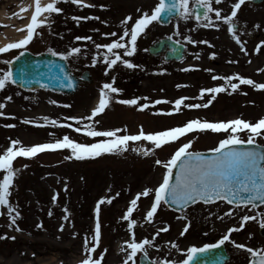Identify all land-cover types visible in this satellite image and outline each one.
I'll return each instance as SVG.
<instances>
[{"label":"rangeland","instance_id":"374dc122","mask_svg":"<svg viewBox=\"0 0 264 264\" xmlns=\"http://www.w3.org/2000/svg\"><path fill=\"white\" fill-rule=\"evenodd\" d=\"M91 1L96 6L92 9H80L77 15L75 11L79 9L70 7L73 4L65 8V15H54L51 29L45 27L39 30L41 35L36 36L27 49L39 53L48 52L51 48L56 52L66 53L73 47L81 48V53L69 58L67 62L76 74L88 70L92 83L81 85L79 91L71 96L39 90L23 91L8 84L0 91V103L6 104L2 110L3 116H0V154L10 146L12 140H19L22 146L30 147L54 142L62 139L64 135L86 144L103 139L84 136L82 132L77 133L72 128L34 126L44 124L43 117L55 119L59 124H72L73 128H83L84 123L95 124L96 130L101 131L127 128V133L121 134L133 135L138 134L141 126L146 133H150L183 126L195 119L208 122L243 119L255 123L264 118V91H257L247 85H241L231 95L227 92L217 94L208 108H185L182 105L180 112L173 115L159 114L172 112L174 102L180 98L186 97L185 104L188 105L206 103L210 96L206 94L200 99L202 89L226 86L223 80L214 81L213 75H240L256 83H264V72L260 71L264 69V48L259 53L255 51L257 45L264 43V0L260 4L246 0L245 5L238 11L236 34L244 44L247 55L228 32V26L216 21L214 13L210 15L218 28L203 27L202 21L198 22L192 16H179L168 25L154 22L138 38L136 54L127 58L139 65L138 68L127 69L118 64L108 70V75L104 74L106 66L102 61L92 66V59L98 54L93 43L77 41L76 37L91 36L98 44L110 43L115 37H105L103 34L121 33V21L126 16L138 18V9L151 13L159 0ZM23 2L24 0H0V8L12 3L6 7V12H12ZM234 2L235 0H224L222 5L213 4V7L222 9V15H230L231 4ZM196 3V0H189V10ZM12 15L17 22L22 21L18 12ZM73 16H93L99 17V20H82L77 25L72 19ZM0 27L3 28L2 24ZM95 29L99 31H94ZM169 37L185 46V55L181 62H166L162 56L153 57L147 53V48L153 42ZM189 37L194 44L187 43ZM202 41H207V44L201 43ZM18 51L11 50L0 54V75L7 71L8 66L2 61L11 60ZM196 54H199V59ZM212 54H215V59L210 58ZM185 68L190 70L183 71ZM113 77L114 87L121 90L120 94H113L109 107L94 121L83 120L98 105L103 84L111 83ZM228 91H231L230 86ZM8 96L12 97L10 102L6 99ZM144 97L148 99L145 100ZM119 99H137L140 105L148 104L149 107L139 111L137 106L116 103ZM156 100L170 103L156 105ZM52 101L56 103L53 104ZM66 117L80 118L82 123L76 125L74 120H66ZM25 119L33 123H22ZM9 124L15 127H7ZM223 138L224 133L193 132L171 146L157 149L155 155L147 157L131 150L133 147H152L144 141L130 142L127 152L104 154L82 161L74 158L66 160L65 157L70 155L67 149L40 153L33 158L18 157L13 162V167L19 171L10 189L9 202L14 209L13 215L19 212V218L16 225L10 226L7 209L0 207V236L7 237L0 239V264H81L87 255H92L93 259L103 256L101 264H123L130 250L122 249L126 248L131 234L122 217L130 206V201L138 193L145 188L155 189L161 182L165 170L156 165L155 160L170 158L176 148L188 140L193 141L190 151L199 152L212 150ZM241 138L246 140V134L241 133ZM256 143L264 145V140L257 138ZM3 174L0 172V179ZM53 196L58 197L55 202ZM101 199H111L112 203L101 205V238L96 252L87 253L85 242L89 248L93 247L95 209ZM151 202V197H141L138 208L133 213V218L137 221V227L133 230L136 241L152 239L157 229L167 226L169 231L156 236L153 247L148 250V257L150 261L168 260L176 261L177 264L186 258L184 253L188 248L218 243L228 229L240 226L243 215L264 212V205L252 210H234V207L223 201L196 204L180 213L171 212L164 206L158 210L153 222L148 224L144 217L150 210ZM228 211H233L231 217L224 215ZM185 215L186 220L177 218ZM65 216L68 217L67 220ZM186 225H189L188 231L181 236ZM17 227L20 231L15 230ZM259 230L258 217L255 221H248L241 231L232 233V242H225L223 245L230 256L226 264H248L251 259L250 254L243 249H237L235 243L254 250L264 249V236L260 235ZM171 243L178 244L180 251L172 249ZM141 254L138 253L134 258L136 264H139Z\"/></svg>","mask_w":264,"mask_h":264},{"label":"snow or ice","instance_id":"6c2138e0","mask_svg":"<svg viewBox=\"0 0 264 264\" xmlns=\"http://www.w3.org/2000/svg\"><path fill=\"white\" fill-rule=\"evenodd\" d=\"M72 3L78 8H92L95 7L93 4L85 3L84 0H34V5L31 8L32 15L30 23L26 28L20 29L19 31L26 32V35L17 42L9 43L5 47H0V54L8 53L11 50H21L19 54L14 57V60H4V64L11 66L15 61H19L21 57L25 55L27 46L33 42L36 36H40L39 30L47 27L51 29L54 23V15L62 13V9L59 7L61 3ZM198 9H203V14L196 15L198 22L202 21L203 27H213L218 25L212 19L210 14L215 15L216 21H221L227 25L228 32L232 35L236 44L240 46L242 52L247 55V51L244 44L241 42L237 33L236 18L238 11L246 0H235L231 4L230 15H222V9L213 7L215 5H222L224 0H196ZM197 9V11H198ZM28 11L29 9H24ZM179 13L183 18H190L192 12L189 10V0H169L166 5L165 0H159V3L155 6L154 10L149 12H140L138 18L133 19L131 15L126 16L121 21V33L111 32L103 34L105 37H115L112 42L107 44L96 43L91 36L87 37H76L77 41L85 40L91 41L97 50V55L92 59V66H95L98 62L106 66L105 75H108V70H111L118 64L122 65L127 69H136L139 65L131 62L130 57H133L137 52V41L145 31L154 22L160 21L162 14L172 15L173 11ZM72 19L76 21L77 25L84 20H99V17H79L73 16ZM106 23V22H105ZM94 31H99L95 29ZM171 39V37H169ZM187 43L194 44L195 42L189 37ZM206 43L207 41H202ZM213 47L212 45H208ZM261 48H264V43L256 46L255 51L259 53ZM103 49V52L100 50ZM82 49L79 47H73L66 53H59L49 48L48 52L52 56H59L63 61L69 60L71 57L78 56ZM196 58L199 59V54H196ZM211 59H215V54H212ZM251 61H249L250 63ZM229 63H235V61H229ZM190 69L185 68L183 71H189ZM195 70V69H192ZM61 71L63 69L61 68ZM211 71V70H208ZM264 72V69H260ZM67 81L68 87H73L72 81L69 76L65 75L63 78ZM214 81L223 80L226 86L211 87L202 89L200 91V99H203L206 94L210 96V99L206 103H196L193 105L185 104V98L177 99L174 102L172 112L159 113L163 115H173L180 112L181 106L185 108H208L211 103L216 99L217 94L237 92L241 85L251 86L257 91H264V83H256L252 79L244 78L240 75H233L228 77H222L219 75H213ZM238 81V83H233ZM13 79V73L11 68L3 71L0 75V91L4 90L8 84L15 83ZM115 77L112 78L111 83H104L100 93L98 105L92 110L91 115L82 118L85 121H94L95 118L109 107L113 99V94L119 95L121 90L114 87ZM63 87V81H61ZM230 86L231 91H228ZM42 87H44L42 85ZM180 87V86H178ZM246 95V93H245ZM7 101H11L12 97H6ZM143 99H148L144 97ZM55 104V101H52ZM116 103L127 106H137L139 111H144L149 107L148 104L140 105L137 99H119ZM162 103H170L169 101L156 100L155 104L159 105ZM6 107L5 103H0V116H3V109ZM64 107H70V105H64ZM14 119V117H13ZM44 124H35L36 127H46L51 125L53 127L61 128H72L73 131L81 133L84 136L91 138H103L94 143H79L72 140L68 135H64L62 139L55 140L54 142L41 143L30 147H24L21 145L19 140H12L9 147L0 154V172L4 173L2 179H0V207L7 209V214L10 218V226L16 225V221L19 218V212L13 215L14 209L9 202L11 195L10 189L12 188L13 180L18 173V169L13 167V162L18 157L33 158L40 153L58 151V150H69L70 155L66 156L65 159H75L78 161L86 159H95L104 154H114L116 152H127L129 150V144L135 142H148L151 148H139L133 147L131 150L137 152L145 157L155 155L157 149H163L165 146H171L178 142L182 137H186L189 133L193 132H206L211 131L213 133H224L225 138L221 139L218 145L213 148V156L206 157L200 152L190 151L193 145L192 140H188L187 143H183L176 148L174 153L165 160L157 158L155 164L160 168L164 169L161 182L158 187L145 188L143 191L138 193L135 198L130 201V206L124 213L122 219L127 222L128 231L131 234V239L126 242V248L122 250H130L123 264H136L135 257L138 253H142L145 258L148 257V250L153 247L156 236H159L161 232L169 231L167 226L157 229L156 234L152 239L145 238L140 242L136 241L134 229L137 227V221L133 218L134 211L138 208V201L141 197H151L152 202L150 210L146 212L144 217L145 222L151 224L154 217L158 213V210L164 206H175L177 209L186 210L189 206H193L198 203L203 204H214L219 201H223L229 205L234 206L235 209L249 210L256 209L259 204H264V145L256 143L257 138L264 140V118L259 119L257 122H248L243 119H233L230 121L221 122H208L200 121L198 119L190 120L183 126L172 127L161 131L146 133L141 126L138 134H121L127 133V128H117L114 130L101 131L96 130L95 124L84 123L83 128L75 127L72 124L64 123L59 124L55 119H49L48 117L42 118ZM66 120L71 119L75 121L76 125H81L82 119L80 118H65ZM24 124H32L30 120H23ZM98 123V121H97ZM12 128L15 125H7ZM241 133L246 134L247 139L241 138ZM244 145L254 146L252 148H244ZM174 169L176 170L174 172ZM116 195H119L117 193ZM57 196H53V201L57 200ZM108 203L111 204L112 200L108 199L105 201L101 199L96 205V223L95 231L93 236V247L89 248L87 242H85V250L87 253H95L96 246L101 238V224H100V211L101 205ZM67 212V209H65ZM2 214V213H0ZM51 215V213H49ZM225 216L231 217L233 211H228L224 214ZM259 217V226L264 228V212L258 213V215H243L239 227H232L228 229L227 233L216 244H207L203 247H190L187 252L184 253L185 259L179 262V264H195L198 257L204 253H208L216 248L221 247L225 242H232L230 240L232 233L241 231L244 225L248 221H255ZM178 219H187V216L177 217ZM223 219V217H219ZM68 217L65 216V220ZM42 227V225H38ZM189 225H186L181 236L188 231ZM15 230L20 231L17 227ZM61 231L63 226H61ZM7 237L0 236V239H6ZM15 239V237H12ZM234 243V242H233ZM237 249H243L250 254L251 264H264V249L254 250L251 247L235 243ZM171 248L180 251L178 244L171 243ZM159 250V249H157ZM100 259H93L92 255H87L81 264H101ZM150 264H177L176 261L168 260H153Z\"/></svg>","mask_w":264,"mask_h":264},{"label":"water","instance_id":"95a60500","mask_svg":"<svg viewBox=\"0 0 264 264\" xmlns=\"http://www.w3.org/2000/svg\"><path fill=\"white\" fill-rule=\"evenodd\" d=\"M262 0H252L253 3H260ZM169 0H165L167 5ZM198 5H195L192 9V15L196 18V15L203 14V9H198ZM178 12L173 11L172 15L162 14L160 23L167 24L171 18L177 17ZM149 54L152 56H159L164 53L165 61L179 62L183 59L184 46L178 44L171 39H161L158 42L151 45L148 49ZM14 60V59H13ZM13 73V79L16 81L13 83L17 87L25 90L42 89L50 90L65 95H72L77 92L79 84L81 82L91 83V79L88 73H83L80 78L74 76L69 70L65 61L50 54H38L33 55L29 52H25V55L21 57L19 61H15L14 64L9 66ZM61 68L63 71H61ZM67 75L70 77L73 87L67 86V81L63 78ZM63 81L64 86H61ZM42 85L44 87H42ZM244 148H252L254 146L244 145ZM206 157L213 156V152L202 153ZM176 170L174 169V172ZM258 206L259 202H257ZM174 211L181 209L175 208V206H168ZM260 234L264 236V228H261ZM229 259L224 247L221 246L208 253H204L198 257L195 264H224ZM140 264H150L149 260L143 255L140 257ZM251 264V262L249 263Z\"/></svg>","mask_w":264,"mask_h":264},{"label":"bare ground","instance_id":"6f19581e","mask_svg":"<svg viewBox=\"0 0 264 264\" xmlns=\"http://www.w3.org/2000/svg\"><path fill=\"white\" fill-rule=\"evenodd\" d=\"M12 3L7 4L0 8V23L4 25V31L0 36V47L5 46L6 44L22 39V34L19 31L20 29L26 28L30 23L32 11L31 8L34 5V0H24V2L15 8L12 12H6V7L11 6ZM24 9H29L25 11ZM14 12H18V16L22 21L17 22V19L12 15ZM25 33V32H24ZM24 37V36H23ZM31 44V43H30ZM97 102L95 103V105Z\"/></svg>","mask_w":264,"mask_h":264},{"label":"flooded vegetation","instance_id":"af4514ba","mask_svg":"<svg viewBox=\"0 0 264 264\" xmlns=\"http://www.w3.org/2000/svg\"><path fill=\"white\" fill-rule=\"evenodd\" d=\"M4 1H6L7 2V0H4ZM45 2H48L47 0H45ZM84 2L85 3H89V4H93V5H95L96 6V3L94 2V1H91V0H89V1H87V0H84ZM70 4H72V3H61L60 5H59V7L63 10L62 11V13L65 15L66 14V9L70 6ZM70 7H72V8H77V9H79V11H75V14L77 15L79 12H80V9L81 8H78L76 5H74V6H70ZM66 8V9H65ZM92 8H94V7H92ZM91 8V9H92ZM82 9H90V8H82ZM61 13V14H62ZM61 14H58L59 16L61 15ZM1 28V27H0ZM2 29V31H1V33L3 32V30H4V28H1Z\"/></svg>","mask_w":264,"mask_h":264}]
</instances>
